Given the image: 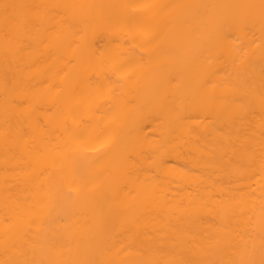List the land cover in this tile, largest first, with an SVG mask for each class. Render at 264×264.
<instances>
[{"label":"bare ground","instance_id":"6f19581e","mask_svg":"<svg viewBox=\"0 0 264 264\" xmlns=\"http://www.w3.org/2000/svg\"><path fill=\"white\" fill-rule=\"evenodd\" d=\"M0 264H264V0H0Z\"/></svg>","mask_w":264,"mask_h":264}]
</instances>
